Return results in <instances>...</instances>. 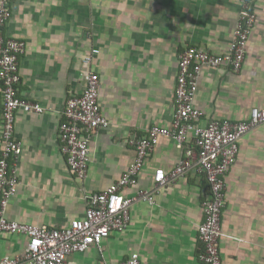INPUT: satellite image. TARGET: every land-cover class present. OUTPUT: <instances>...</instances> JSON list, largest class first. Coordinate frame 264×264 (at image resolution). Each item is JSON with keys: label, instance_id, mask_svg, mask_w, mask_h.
Returning a JSON list of instances; mask_svg holds the SVG:
<instances>
[{"label": "crops", "instance_id": "0c3cea01", "mask_svg": "<svg viewBox=\"0 0 264 264\" xmlns=\"http://www.w3.org/2000/svg\"><path fill=\"white\" fill-rule=\"evenodd\" d=\"M6 38L22 39L18 59L19 96L42 112L15 110L14 134L21 140L19 184L5 215L49 228L81 218L87 197L116 181L135 156L129 139L152 125L170 127L179 54L188 46L225 52L241 0H8ZM255 24L237 72L204 66L193 105L209 120L242 121L264 106V0H253ZM99 52L83 62L92 49ZM99 76V104L108 121L89 136L86 176L78 178L59 148L58 126L66 101L81 93L83 74ZM2 87L0 83V129ZM194 145L189 132L182 147L160 137L132 195L151 188L157 168L171 171ZM234 164L225 175L219 251L222 264H264V122L238 140ZM1 151V141H0ZM209 194L203 175L190 170L157 190L154 202L135 201L127 226L67 256L66 264H118L138 252L140 264H203L198 225ZM27 237L0 233V258L23 252Z\"/></svg>", "mask_w": 264, "mask_h": 264}, {"label": "built area", "instance_id": "2783aa9c", "mask_svg": "<svg viewBox=\"0 0 264 264\" xmlns=\"http://www.w3.org/2000/svg\"><path fill=\"white\" fill-rule=\"evenodd\" d=\"M11 16L8 0H0V83L2 112L0 129V233L22 234L27 237L24 250L15 256L0 258V264H66L68 255L84 252L91 245L100 247L102 239L123 230L130 220V207L135 201L154 202L159 188L190 170L206 179L209 194L201 202L203 220L198 238L202 248L199 259L203 264H222L219 251L221 214L225 202V175L236 160L238 140L257 124L264 122V106L253 107L248 119L242 121L209 120L197 124L203 112L193 105L199 75L204 66H224L239 71L245 58L247 41L255 24L253 0H241V6L228 49L220 54L199 46H188L180 54L174 88V112L171 126L152 125L146 133L129 139L135 156L124 173L105 189L87 197L84 215L73 219L67 227L49 228L10 220L5 210L19 184L18 161L22 143L14 134L15 110L42 112L39 103L19 96L18 59L25 51L22 39L6 38L3 26ZM99 52L94 48L83 62L88 63ZM84 87L70 97L62 110L58 126L59 148L70 170L84 178L89 161V136L98 127H106L107 119L99 104V76L94 71L83 74ZM189 132L194 145L184 148V155L175 167L165 173L157 168L151 188H138L132 195L123 190L136 183L149 153L160 137L172 138L182 147ZM118 264H140L138 252H132Z\"/></svg>", "mask_w": 264, "mask_h": 264}]
</instances>
